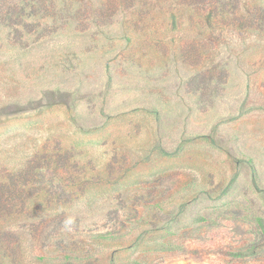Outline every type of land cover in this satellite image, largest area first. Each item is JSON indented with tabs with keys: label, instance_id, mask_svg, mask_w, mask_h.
<instances>
[{
	"label": "rangeland",
	"instance_id": "374dc122",
	"mask_svg": "<svg viewBox=\"0 0 264 264\" xmlns=\"http://www.w3.org/2000/svg\"><path fill=\"white\" fill-rule=\"evenodd\" d=\"M0 264H264V0H0Z\"/></svg>",
	"mask_w": 264,
	"mask_h": 264
}]
</instances>
